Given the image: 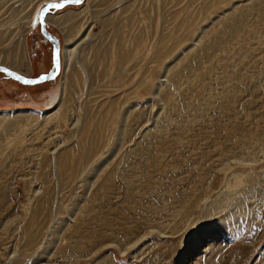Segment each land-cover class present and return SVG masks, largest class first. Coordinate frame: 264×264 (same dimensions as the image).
Returning a JSON list of instances; mask_svg holds the SVG:
<instances>
[{
  "label": "rangeland",
  "instance_id": "rangeland-1",
  "mask_svg": "<svg viewBox=\"0 0 264 264\" xmlns=\"http://www.w3.org/2000/svg\"><path fill=\"white\" fill-rule=\"evenodd\" d=\"M47 1L0 0V64L24 36L29 78L53 69ZM99 1L46 12L83 9L67 40L46 21L53 81L0 72V112L33 115L0 137V264H264V0ZM87 31L92 91L64 100V52ZM117 35L143 40L140 71L119 67ZM165 35L176 46L159 56ZM60 99L66 119L46 118Z\"/></svg>",
  "mask_w": 264,
  "mask_h": 264
},
{
  "label": "bare ground",
  "instance_id": "bare-ground-1",
  "mask_svg": "<svg viewBox=\"0 0 264 264\" xmlns=\"http://www.w3.org/2000/svg\"><path fill=\"white\" fill-rule=\"evenodd\" d=\"M51 1H58V0H49L48 2H51ZM85 1V3H87L89 5V0H83V2ZM96 1V0H94ZM111 0H100L99 1V4L100 2L104 3V6L108 4V2H110ZM82 2V4H83ZM92 3L94 4V2L92 1ZM96 3V2H95ZM102 3L100 5H102ZM106 3V4H105ZM115 3V2H114ZM92 4V5H93ZM98 4V2H97ZM67 4H65L66 6ZM75 5V4H73ZM91 6V5H90ZM89 6V7H90ZM97 8L99 7V5H95ZM114 6V5H113ZM110 5V7H113ZM85 8V7H84ZM93 8V7H91ZM105 8V7H104ZM108 8V7H106ZM104 10V9H103ZM114 10V9H113ZM117 10V9H116ZM39 11V10H38ZM76 11V10H75ZM90 11V9H89ZM112 11V9H111ZM83 12V9L82 11L78 12H74V10L72 9H69L68 12H64L60 15H57V14H49V13H45V15H43V19L44 21H49V22H52V23H55L57 24L61 30L64 31L65 33V38L66 40L69 38V35H70V32L72 33V29L75 28V32L76 33H79V27H80V22L82 21H79V18L78 16ZM105 12V11H104ZM87 13V12H86ZM94 13H95V10H94ZM107 13V12H106ZM39 14V13H38ZM108 14L111 15V12H109ZM115 15V12L113 13ZM107 15V14H106ZM118 15V14H117ZM85 16V15H84ZM123 16V15H122ZM118 18V16H117ZM130 18V17H129ZM83 19V18H82ZM123 19V18H122ZM116 20V19H115ZM28 22L30 21L27 20ZM118 21V20H117ZM121 24V23H120ZM28 26V25H27ZM26 27V26H25ZM68 28L70 31H68ZM87 29V26L84 30ZM120 31V29L118 30V32ZM69 32V33H68ZM3 34V33H2ZM1 35V34H0ZM88 35H89V31H87L86 33V36H85V39L80 43L78 42V45L77 46H74V47H71V46H68L67 49H65V57L66 58V68L64 69L63 71V77L61 78V85H62V94H63V98L64 100L68 99L67 96H71V94H73L76 90V98H81L80 95L83 96L84 93H90L91 94V88H90V83L93 81V78L91 76V72L89 71L90 69H94V65L95 63L93 62L91 65H86L84 61V58H85V54L87 53V48H86V53L84 54V58L82 59V61L80 60L81 56V49H85V47L87 46V42L89 41V38H88ZM8 36V35H7ZM118 36V35H117ZM4 37V36H3ZM119 39L117 41L116 44V48L113 47L115 49V52H114V56L118 59L119 61V67L121 68H125V69H130L131 67H135L137 68L139 71L141 69V61H143V58H142V53L140 52L141 51V46H142V39L140 40L139 38H137V35L136 37H134L135 39L133 40V46L129 45L127 43H125V41L123 40L122 38V35L118 36ZM161 39L159 40L160 41V45L158 46V55L159 56H165V55H168L172 50L173 48L176 46L175 44V40L173 39L171 41V35H165V36H161L160 37ZM0 39L1 41L4 39L0 36ZM23 39H24V36L21 38L20 42H18V44H16L12 49L11 51H8L5 55H3V60L2 62L6 63L7 65L11 66V70L14 69V71H16L15 69H21V67L23 66L24 62H25V58H23V55L25 56V48H24V42H23ZM83 39V38H82ZM93 40V39H92ZM168 42V43H166ZM86 46H83L85 45ZM94 44V43H93ZM17 46V47H16ZM81 46L83 48H81ZM92 46V45H90ZM98 46V44H97ZM91 48V47H90ZM97 49V47H96ZM99 49H100V46H99ZM103 50V49H102ZM109 50V49H108ZM3 51V50H2ZM60 51V49H59ZM96 52H98V50H95ZM107 51V50H106ZM89 52V51H88ZM104 52V51H103ZM102 52V53H103ZM105 53V52H104ZM98 54V53H96ZM100 54V53H99ZM113 54V53H112ZM90 55V54H89ZM95 55V54H92V56ZM59 56V55H58ZM91 56V55H90ZM76 59L77 63H73L72 60ZM95 57V56H93ZM101 57H102V54H101ZM101 57H100V60H101ZM109 57V56H108ZM111 58V57H109ZM93 59V58H92ZM107 59V58H106ZM105 59V61H106ZM84 60V61H83ZM89 60V61H90ZM96 60V59H95ZM130 60H133L134 62L133 65L129 66L127 65V62H130ZM74 61V60H73ZM88 61V60H87ZM88 61V62H89ZM99 61V60H98ZM109 61V60H108ZM65 63V62H64ZM87 63V62H86ZM4 65V64H2ZM99 65V64H98ZM107 65V64H106ZM6 66V65H5ZM105 66V65H104ZM8 67V66H7ZM60 67V66H59ZM97 66L95 65V68ZM99 67V66H98ZM97 67V68H98ZM103 67V66H102ZM116 67V66H114ZM10 68V67H9ZM107 68V67H106ZM102 69V68H101ZM110 69H111V66H110ZM59 70V68H58ZM61 70V68H60ZM59 70V72H60ZM97 70V69H96ZM103 70V69H102ZM143 70V69H142ZM100 71V70H99ZM114 71H116V74L118 75L120 73V70L119 68L117 69H114ZM123 72H125L124 70H121ZM128 71V70H127ZM18 72V71H17ZM58 73V71L56 72ZM99 73V72H98ZM102 73V72H101ZM59 74V73H58ZM97 74V73H96ZM143 74V73H142ZM56 75V74H55ZM107 75V74H106ZM141 75V74H140ZM98 77V76H97ZM95 78V77H94ZM142 78H139V82H138V85L141 84L142 82ZM111 79V78H110ZM47 81H53L54 79H45ZM45 80H42L41 82L45 81ZM98 81V79H97ZM112 82H114V86L115 88L119 87H123L125 86L126 82L127 81V76H125L123 78V80L120 79L119 75L116 77V79H112ZM67 83L69 84V86L67 87ZM123 89V88H122ZM96 90V89H95ZM124 90V89H123ZM85 91V92H84ZM97 91V90H96ZM98 92V91H97ZM96 94V93H95ZM124 94V93H123ZM55 95V94H53ZM99 96V95H98ZM123 96V95H122ZM126 94L123 96L125 97ZM73 97V99H74ZM84 97V96H83ZM61 98V97H60ZM62 98V99H63ZM70 99V98H69ZM126 100V99H125ZM61 103H60V108L57 109L56 107V110L53 111L51 114L47 115L46 118L48 117H51L52 119L54 117L56 118H61L62 120L66 119L64 118L65 117V114L64 113H67V111L65 112V110L69 107L68 105H64V102L61 101V99L59 100ZM72 101V100H71ZM70 101V103H71ZM78 101V100H77ZM87 101V100H86ZM66 102V101H65ZM112 102V101H111ZM72 104V103H71ZM77 104V103H76ZM109 106V105H108ZM109 108V107H108ZM106 108V109H108ZM55 109V108H54ZM110 109V108H109ZM108 109V110H109ZM107 110V111H108ZM113 110V108H112ZM115 110V109H114ZM88 111V110H87ZM104 112V115L102 116L104 118L103 121H100L98 122L96 125V128L95 129H99L101 130V128L103 127H106L107 124H106V112ZM86 112V111H85ZM90 112V111H89ZM94 113V112H93ZM112 113V112H111ZM91 114V113H90ZM68 115V114H67ZM88 115V114H87ZM14 118H12L11 115L9 114H3L2 112H0V137H3L5 136L6 138L10 137V135H12L13 132H15L16 130H19L21 132H23V130L26 129V123L25 122H29L31 120V117H33L32 114H29L28 112H23V111H18L16 110L14 112ZM36 116V115H35ZM34 116V119H37V117L35 118ZM93 116V115H92ZM99 117V115H98ZM101 117V116H100ZM99 117V119H100ZM30 118V119H29ZM110 118V116H109ZM90 120V119H89ZM89 120L87 121L88 124L89 123ZM102 120V118H101ZM108 120V118H107ZM91 125V124H90ZM78 129V128H77ZM106 129V128H104ZM104 129H102L104 131ZM102 131V132H103ZM97 134H98V130H97ZM100 134V133H99ZM102 134V133H101ZM3 135V136H2ZM93 136V135H92ZM94 141V140H93ZM5 142V141H4ZM88 146V145H87ZM66 152L63 153L62 155V160H61V168L63 169L64 168V164H63V160H64V157L66 156ZM30 229V226H26L25 227V232L28 233ZM24 232V230L22 231V233ZM24 232V234H25ZM25 236V235H24ZM28 237V236H27ZM31 240H33V238L31 236H29V238L27 239V243H30L32 242ZM36 252V251H35ZM24 260V259H23ZM34 263V262H33ZM11 264V263H10ZM12 264H23V262H14ZM25 264V263H24Z\"/></svg>",
  "mask_w": 264,
  "mask_h": 264
},
{
  "label": "water",
  "instance_id": "water-1",
  "mask_svg": "<svg viewBox=\"0 0 264 264\" xmlns=\"http://www.w3.org/2000/svg\"><path fill=\"white\" fill-rule=\"evenodd\" d=\"M58 2H60V0H58V1H51V2H48V1L45 2V3L40 7V9H39V14L37 15V21H38V23H39L41 33H42L44 36H46V37L51 41V43H52V57H53V51H54V50H58V43L55 41L54 37H53L52 35L48 34L47 31L45 30V27H44V26H45L46 22H45L44 19H43V15H45V13L48 12L49 10H52V9H50V8L48 7V5H50V4H52V3H58ZM52 67H53V69L49 70L47 73H45V74L42 73V74H40L39 76H36V77H34V78H29V77H26V76H24V75H21V74H19L18 72L14 71V70H11V69H9L8 67H6V66H4V65H2V64H0V72L4 73V74L7 75L9 78L14 79V80H16V81H18V82H20V83H23V80H17V79L15 78L16 76L23 77V79H25V80H35V81H37V82H40V81H42V80L40 79L42 76H51L53 73L56 74V72L58 71V69L55 68V67L53 66V60H52ZM4 69H7V71H3ZM8 72L14 73V75L10 76V75H8ZM24 84H25V83H24Z\"/></svg>",
  "mask_w": 264,
  "mask_h": 264
},
{
  "label": "snow or ice",
  "instance_id": "snow-or-ice-1",
  "mask_svg": "<svg viewBox=\"0 0 264 264\" xmlns=\"http://www.w3.org/2000/svg\"><path fill=\"white\" fill-rule=\"evenodd\" d=\"M82 2H83V0H60V2L52 3V4L48 5V7L50 9H61L65 6V4H81ZM52 60H53V66L58 69L59 68L58 50L53 51ZM3 71H7V69H4ZM8 75L12 76V75H14V73L8 72ZM54 76H55V73H53L51 76H42L40 79L41 80L52 79V78H54ZM15 78L17 80H23V83H25V84L37 83V81H35V80H25V79H23V77H20V76H16Z\"/></svg>",
  "mask_w": 264,
  "mask_h": 264
},
{
  "label": "flooded vegetation",
  "instance_id": "flooded-vegetation-1",
  "mask_svg": "<svg viewBox=\"0 0 264 264\" xmlns=\"http://www.w3.org/2000/svg\"><path fill=\"white\" fill-rule=\"evenodd\" d=\"M48 28V27H47Z\"/></svg>",
  "mask_w": 264,
  "mask_h": 264
}]
</instances>
